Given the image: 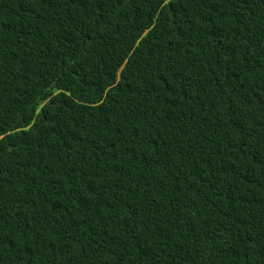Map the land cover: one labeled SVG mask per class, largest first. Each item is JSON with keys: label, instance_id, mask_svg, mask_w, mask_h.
I'll return each mask as SVG.
<instances>
[{"label": "trees", "instance_id": "obj_1", "mask_svg": "<svg viewBox=\"0 0 264 264\" xmlns=\"http://www.w3.org/2000/svg\"><path fill=\"white\" fill-rule=\"evenodd\" d=\"M0 264H264V0H0Z\"/></svg>", "mask_w": 264, "mask_h": 264}]
</instances>
